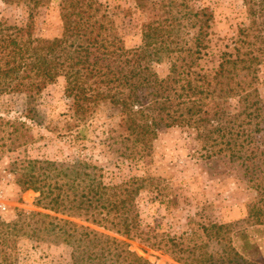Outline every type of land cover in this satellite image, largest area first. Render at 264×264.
Returning <instances> with one entry per match:
<instances>
[{"label": "trees", "instance_id": "trees-1", "mask_svg": "<svg viewBox=\"0 0 264 264\" xmlns=\"http://www.w3.org/2000/svg\"><path fill=\"white\" fill-rule=\"evenodd\" d=\"M5 1L22 4L28 18L21 25H8L4 44H0V95H24L26 119L43 123L36 103L49 85L63 78L69 108L82 122L100 100L120 107L128 130L126 139L142 146L131 156L148 155L143 151L152 146L158 132L171 128L192 129L202 158L227 156L245 161L263 154L264 99L257 83L264 49L237 44V40L233 52L223 53L216 68L206 69L201 62L208 63L212 55L208 40L213 20L207 9L190 10L175 18V28L169 32L149 24L145 44L129 49L109 26L100 0H61L62 33L53 39L35 36V12L46 0ZM145 1L136 0L140 7ZM171 4L184 6L178 0ZM258 5L253 14L259 11L263 17L264 0ZM240 72L246 81H236ZM211 101L214 107L209 109ZM17 123L29 128L26 122ZM23 171L19 185L40 193L42 208L106 230L140 232L141 211L135 195L146 189L148 178L109 185L102 167L81 158L28 160ZM32 217L38 218L34 232L52 236L71 249V264H151L123 248L116 238L78 222L36 213L25 217V226H31ZM263 217L264 211L250 210L254 225H262ZM201 228L206 237L201 243L171 241L177 262L258 264L245 255L259 250L249 231L235 234L231 224L223 223ZM211 243L218 249H212ZM3 245L0 242V264H11Z\"/></svg>", "mask_w": 264, "mask_h": 264}, {"label": "rangeland", "instance_id": "rangeland-1", "mask_svg": "<svg viewBox=\"0 0 264 264\" xmlns=\"http://www.w3.org/2000/svg\"><path fill=\"white\" fill-rule=\"evenodd\" d=\"M60 1L46 0L35 12V36L53 39L61 35ZM100 1L109 26L129 49L145 44L149 24L169 32L175 28V18L201 8L213 16L208 40L212 55L208 63L201 62L206 69L216 68L223 53L233 52L237 40V44H256L255 48L264 49V16L259 11L253 14L259 0H178L184 6L173 5L172 0H146L141 7L136 0ZM27 18L22 4L0 0V44H4L8 25H21ZM160 71L163 73L164 69ZM258 77L257 86L264 99V62ZM240 80L246 81L242 72L236 79ZM25 102L21 94L0 95V242L5 243L3 248L11 264H71L68 246L33 231L37 217L31 218V226H25V217L36 213L75 221L98 234L116 238L123 248L151 264H181L171 253V241L201 243L206 240L202 226L231 224L235 234L240 230L251 233L259 250L245 255L254 263L264 264V217L262 225H254L249 218L251 209L264 211V131L263 154L255 160L202 158L195 132L186 128L160 130L152 146L143 151L148 155L134 157L131 155L142 146L126 139L125 115L110 100H100L82 122V117L69 108L65 80L59 78L36 103L42 124L24 117ZM213 107L211 101L208 108ZM17 121L26 122L29 128ZM27 136H31L28 142ZM77 158L102 167L109 185L134 177L148 178L146 189L135 195L141 211L140 232L106 230L56 214L38 205L40 193L23 190L19 185L28 160L64 162ZM211 248L218 249V245L211 243Z\"/></svg>", "mask_w": 264, "mask_h": 264}]
</instances>
